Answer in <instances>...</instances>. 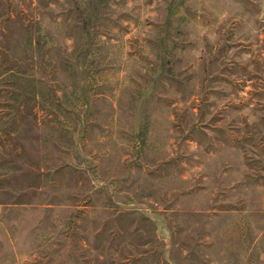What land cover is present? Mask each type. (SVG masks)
Instances as JSON below:
<instances>
[{"label":"rangeland","instance_id":"obj_1","mask_svg":"<svg viewBox=\"0 0 264 264\" xmlns=\"http://www.w3.org/2000/svg\"><path fill=\"white\" fill-rule=\"evenodd\" d=\"M0 264H264V0H0Z\"/></svg>","mask_w":264,"mask_h":264}]
</instances>
